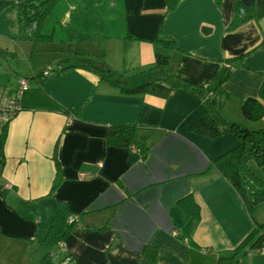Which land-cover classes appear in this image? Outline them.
Masks as SVG:
<instances>
[{
  "label": "crops",
  "instance_id": "0c3cea01",
  "mask_svg": "<svg viewBox=\"0 0 264 264\" xmlns=\"http://www.w3.org/2000/svg\"><path fill=\"white\" fill-rule=\"evenodd\" d=\"M234 1L178 0L167 9L165 0H56L42 25L50 41L23 39L21 25L17 32L2 27L9 38L25 40L29 68L14 71L16 87L9 93L0 86V98L15 95L19 77L29 80V88L2 142L0 264H38L59 226L60 204L75 218L63 238L68 264H150L142 254L147 244L157 247L159 264H216L237 247L253 222L235 189L211 166L237 137L193 132V122L213 116L187 90L164 99L125 94L84 67L141 70L153 62V41L172 37L178 48L170 52L174 74L214 88L225 119L262 128L264 117L245 120L241 104L264 86V18L230 29ZM8 11L18 18L16 6H6L0 25L10 24ZM52 66L55 74L44 76ZM225 67L229 76L219 86ZM124 125L135 127V144H107L108 129ZM190 194L199 206L196 221L183 216L178 203ZM56 253L49 264L63 254ZM239 263L264 264V249Z\"/></svg>",
  "mask_w": 264,
  "mask_h": 264
},
{
  "label": "trees",
  "instance_id": "16d2710c",
  "mask_svg": "<svg viewBox=\"0 0 264 264\" xmlns=\"http://www.w3.org/2000/svg\"><path fill=\"white\" fill-rule=\"evenodd\" d=\"M55 1L0 0V11L9 5L16 6L23 30V39L33 43L47 42L51 40V35L43 32L42 25ZM165 1L167 9H172L178 2V0ZM261 18H264V0H235L229 28L236 29L250 20ZM125 38L133 37L126 35ZM153 42L158 46L154 51L153 62L141 70L122 72L106 63H101L98 66L87 63L84 67L119 85L121 92L125 94H148L164 99L176 89L187 90L199 97L213 116L210 118L206 115L193 122L190 126L193 132L210 138L231 132L237 137V145L214 158L211 161V166L235 189L253 222L252 230L237 247L226 255L220 256L216 262V264H240L241 256L264 249V223L257 222L253 215L255 206L264 202V177H260L249 167V161L253 160L264 173V127L249 129L242 122L225 119L213 98L214 88L202 89L192 85L177 77L172 71L170 52L178 50L175 40L165 36L158 37ZM57 70V67H53L51 73H54L49 72L48 76H53ZM39 76L42 75H36V77ZM134 76L144 78L138 84H133L131 79ZM228 76L229 69L225 67L218 85L220 86ZM62 110L64 111V109ZM241 113L243 118L249 121H256L264 117V86H261L257 97H250L242 102ZM134 131L135 127L131 125L110 127L106 142L109 145L129 147L135 144ZM144 154L142 153V155ZM178 203L183 216L190 217L193 221L199 219V206L191 194L183 197ZM56 217L59 219V226L57 225V229L54 231L47 254L38 264H49L51 249L53 250L56 243L63 240L74 226L75 218L68 214L66 205H59ZM70 217L73 218L72 221H69ZM157 253V247L149 244L142 249L143 256L150 264H159Z\"/></svg>",
  "mask_w": 264,
  "mask_h": 264
},
{
  "label": "rangeland",
  "instance_id": "374dc122",
  "mask_svg": "<svg viewBox=\"0 0 264 264\" xmlns=\"http://www.w3.org/2000/svg\"><path fill=\"white\" fill-rule=\"evenodd\" d=\"M12 13L13 17L11 22ZM12 13L8 11L4 16L10 20V24L0 25V86H7V90L9 89V93L10 90H14V87H16L17 85V77H14L16 75L13 76L14 71L19 72V70L22 69L24 71L21 72L24 73L29 68L28 61L26 59L29 58V55L25 54L22 51L23 46L26 45L25 40L19 37H16L14 39L9 38V36L6 35L5 30L2 29V27H8L10 31L17 32V30L20 28L16 13L14 11ZM1 14L2 12L0 13V17ZM4 21H6L5 18ZM11 23L14 25L15 28L11 26ZM19 34H21L20 30L19 33H14V36H18ZM249 167L257 175H259L260 177H264V173H262L260 168L255 164L253 160L249 161ZM253 215L260 223H264V202H260L258 205L255 206V209L253 210Z\"/></svg>",
  "mask_w": 264,
  "mask_h": 264
},
{
  "label": "built area",
  "instance_id": "2783aa9c",
  "mask_svg": "<svg viewBox=\"0 0 264 264\" xmlns=\"http://www.w3.org/2000/svg\"><path fill=\"white\" fill-rule=\"evenodd\" d=\"M50 72V67H47L43 71V75H48ZM19 87L13 97L0 98V157L2 150L3 136L6 131V126L9 121L17 114V112L22 108L20 99L22 92L29 88V80L25 77H19L18 79ZM73 218H69L72 221ZM56 249L51 250V256L57 258L56 250L62 252L61 258L58 260L57 264H68L71 261V256L66 251V245L64 240H59L56 245Z\"/></svg>",
  "mask_w": 264,
  "mask_h": 264
}]
</instances>
